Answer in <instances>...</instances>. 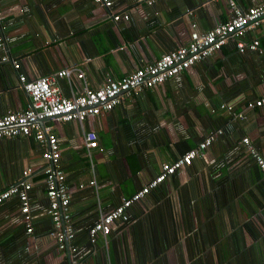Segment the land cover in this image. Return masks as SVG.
Here are the masks:
<instances>
[{"label": "crops", "instance_id": "1", "mask_svg": "<svg viewBox=\"0 0 264 264\" xmlns=\"http://www.w3.org/2000/svg\"><path fill=\"white\" fill-rule=\"evenodd\" d=\"M105 1L109 2L107 8L93 0H0V115L27 106L18 76L29 81L75 69L74 75L81 72L83 79L72 77L70 85L63 78L55 81L61 95L68 97L83 83L95 89L107 80H118L151 65L185 45L192 32L203 34L232 16L224 0H159L152 5L145 0ZM263 1L234 3L245 10ZM114 15L120 18L114 21ZM252 39L264 47V26L243 37H232L217 53L159 86L130 91L110 111L82 124L44 122L53 127L59 153L54 167L64 174L68 188L70 226L75 235L71 256L58 251L50 236L40 159L45 148L30 137L0 139V191L21 182L23 170L31 169L27 181L32 186L28 200L33 229L12 247L9 238L25 229L19 202L12 197L0 203V243L10 242L8 250L0 254V264L12 251L13 264H68L69 258L79 264H110L109 247L117 255V264H133L128 227L137 232L140 225L145 230L138 205L132 206L136 217L129 224L117 222L105 241L99 238L88 245L87 231L99 213L114 209L121 199L156 177L162 165L195 149L216 131L220 132L216 139L192 160L190 169H181L164 181L166 192L173 190L177 180L188 199L186 182L198 177L216 181L227 177L236 196L261 188L264 178L239 144L247 137L264 158V113L248 106L264 90V56L236 48L237 40ZM224 105L243 119L232 120ZM87 131L95 133L97 140L88 154L83 145ZM92 180L95 186L89 184ZM197 218L202 222L203 217ZM46 219L50 223L47 235Z\"/></svg>", "mask_w": 264, "mask_h": 264}, {"label": "built area", "instance_id": "2", "mask_svg": "<svg viewBox=\"0 0 264 264\" xmlns=\"http://www.w3.org/2000/svg\"><path fill=\"white\" fill-rule=\"evenodd\" d=\"M107 8L109 2L105 0H93ZM159 0H145L147 5H152ZM232 11V16L225 22L218 23L212 29L197 34L192 32L185 45L179 46L173 51L162 55L151 65L142 69H136L118 80H107L99 87L90 89L83 83L78 92L70 93L68 97L61 95L55 85L56 79H65L72 84V77L83 79V73L75 69H61L33 80H26L18 76V85L28 99L24 110L16 113L8 112L0 115V139H12L18 137H30L45 150L41 154V172L43 175V189L47 199L46 214L50 217L52 232L58 251H65L67 255L74 254L75 248L72 245L74 233L70 226L71 215L68 211V188L65 184L64 174L54 167L59 157L58 145L53 134V127L44 124L45 121L52 123L77 122L82 124L87 118L95 117L101 113L108 112L119 102L129 96L130 91L139 89H151L161 85L164 81L190 69L195 63L217 53L222 45L232 37H243L246 33L254 31L259 26H264V1L242 10L239 9L234 0H224ZM120 15H114L112 19L118 20ZM122 18L127 20V16ZM3 39L0 37V48L2 49ZM236 48L239 51L249 49L260 56H264V47H261L258 40L252 39L249 42L236 41ZM14 68L17 64L12 63ZM250 108H255L264 113V90L259 93L253 102L249 103ZM232 117V120H242L239 113L236 116L231 114V106H222ZM219 131L208 135L197 147L188 151L177 160L162 165L160 173L148 181L138 191L127 199H121L120 203L111 211L99 213L96 222L87 232L88 241L94 245L97 239L105 241L111 229L119 221H125L124 211L133 203L141 200L151 189L155 188L164 179L186 166L192 160L202 154L207 147L216 139ZM239 144L244 147L246 154L253 160L262 177L264 178V158L254 149L247 137H242ZM83 145L88 150L97 146L96 135L92 131L83 134ZM31 169L26 168L22 172V181L0 191V203L14 197L19 202V212L22 215V222L26 233H32L33 229L29 216L28 193L32 186L28 178ZM90 185L95 186L92 180ZM68 264H79L75 259L69 258Z\"/></svg>", "mask_w": 264, "mask_h": 264}, {"label": "trees", "instance_id": "3", "mask_svg": "<svg viewBox=\"0 0 264 264\" xmlns=\"http://www.w3.org/2000/svg\"><path fill=\"white\" fill-rule=\"evenodd\" d=\"M164 181L124 211L123 222L129 224L137 215L132 206L138 205L145 221V230L140 225L137 232L128 227L133 264H170V249L176 264H264V185L259 183L261 188L257 187L256 192L236 196L227 177L218 181L211 177L188 178L185 199L177 180L170 193L162 186ZM198 215L203 217L202 222ZM44 223L47 235L49 220ZM25 233L24 229L12 235L11 246ZM9 244L0 243V254L8 250ZM108 255L110 264L112 258L117 264V255L110 247ZM3 257L4 264L15 263V251Z\"/></svg>", "mask_w": 264, "mask_h": 264}, {"label": "rangeland", "instance_id": "4", "mask_svg": "<svg viewBox=\"0 0 264 264\" xmlns=\"http://www.w3.org/2000/svg\"><path fill=\"white\" fill-rule=\"evenodd\" d=\"M168 255L170 264H176V260L172 251L168 252ZM111 264H114L113 259L111 260Z\"/></svg>", "mask_w": 264, "mask_h": 264}]
</instances>
